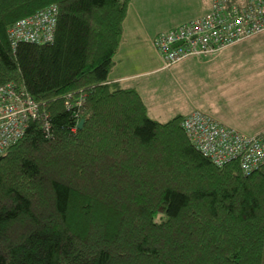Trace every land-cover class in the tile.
Returning <instances> with one entry per match:
<instances>
[{
	"label": "trees",
	"instance_id": "1",
	"mask_svg": "<svg viewBox=\"0 0 264 264\" xmlns=\"http://www.w3.org/2000/svg\"><path fill=\"white\" fill-rule=\"evenodd\" d=\"M130 1L0 0V84L47 120L0 155V264H264V161L215 165L108 79ZM49 4L52 41L12 48Z\"/></svg>",
	"mask_w": 264,
	"mask_h": 264
},
{
	"label": "built area",
	"instance_id": "2",
	"mask_svg": "<svg viewBox=\"0 0 264 264\" xmlns=\"http://www.w3.org/2000/svg\"><path fill=\"white\" fill-rule=\"evenodd\" d=\"M57 12V5L49 4L13 21L7 28L11 47L20 41L51 42ZM259 32H264V0H210L207 12L158 33L153 46L165 68L188 56L217 53ZM34 119L47 125L32 96L12 83L0 84V155ZM181 126L193 146L217 166L237 160L247 174L264 161V131L245 134L196 109L184 115Z\"/></svg>",
	"mask_w": 264,
	"mask_h": 264
},
{
	"label": "crops",
	"instance_id": "3",
	"mask_svg": "<svg viewBox=\"0 0 264 264\" xmlns=\"http://www.w3.org/2000/svg\"><path fill=\"white\" fill-rule=\"evenodd\" d=\"M144 1L145 5L144 3L141 5L139 2L137 3L138 8L133 5L132 0L129 3L122 25V39L114 55V61L109 71L108 79L117 83L120 87L135 88L146 107L147 115L154 120L163 122L175 115H186L196 109L208 113L219 122L234 127L245 134H255L264 131V95L262 94V98L258 103L253 97L252 100L247 99V96L241 99L243 91L239 89L240 83H242L240 78L245 72L221 67V65H224L221 62L224 58L225 61H230L229 56L232 55L233 57L240 53L238 48L242 47L243 44L238 43L241 41L236 44L234 43L235 45H229L217 53L209 54L215 60L210 59L213 60L214 63L211 64H214L215 68L208 74L209 82L205 85H194V91L190 94L192 99L193 97L195 98L194 101H190V103L182 106L176 105L177 107L169 111L168 115L171 116L165 120H159L149 114L147 105L150 103L151 106H154L155 104L152 101L154 98L149 96L147 103L144 102L141 90L135 83L139 81V78L150 76L153 72H160L162 71L161 69H164L161 68L162 65L158 61V53H156L153 46L155 35L163 32L161 30L165 28L169 27L170 29L183 21L204 14L208 11L210 0H207V7L204 5L201 6L200 12H197L196 15L183 19L176 24H174L175 22H170V18L172 17L171 13L157 9L154 0ZM147 5L148 8L145 7ZM146 12H148L149 16L145 14ZM142 16L143 18H147L146 21L142 20ZM198 57L206 58L209 56L201 55ZM192 60L197 59L192 58ZM200 62L204 63L201 58ZM185 63L188 64L187 61ZM236 69L238 68L236 67ZM203 74L204 79H207L206 68H204ZM257 78H259V74L254 75L247 82V85L252 84V89H255V79ZM253 92L255 93V91ZM237 94L241 95L239 101H235ZM163 109L164 107H158L154 113L157 114L158 110Z\"/></svg>",
	"mask_w": 264,
	"mask_h": 264
},
{
	"label": "rangeland",
	"instance_id": "4",
	"mask_svg": "<svg viewBox=\"0 0 264 264\" xmlns=\"http://www.w3.org/2000/svg\"><path fill=\"white\" fill-rule=\"evenodd\" d=\"M154 1L158 10L172 14L170 22H175L174 24L196 15L197 12H200V7L203 5L207 7L208 3L207 0ZM132 2L136 8H138V2L140 5L142 3L145 5L144 0H132ZM145 7L148 8V5ZM145 14L148 15V12ZM146 19L147 18H143L142 16L143 21H146ZM168 29L169 27L161 31H167ZM238 44H243L242 47L238 48L240 53L233 57L232 55L229 56L230 61H225L224 58L221 61L224 65H221V67L223 66L225 69L241 70V72H245V74H243L240 78L242 83H240L239 86V89L243 91L242 98L240 97V94H237V96H235V101H239L240 98L244 99L245 96H247V99L252 100L253 97V99L258 103L262 98V94L264 95V32L255 33L241 40ZM154 49L156 53H158L156 48ZM208 56L209 57H206L207 60H205V57L188 56L185 57L184 60L161 69L162 71L160 72H153L150 76L139 78V81L135 84L139 86L144 102L147 103L149 96L154 98L152 101L155 105L151 106L150 103L147 105L151 116H155V118L159 120H165L171 116L168 115L169 111H172L175 107H177L176 105L182 106L186 103H190V101H194L195 98L193 97L192 99L190 96V94L194 91V85H205L209 82L208 74L215 68L214 64H211L214 63V59L211 55ZM189 57L197 60H192V58ZM200 58L204 63L200 62ZM238 60L239 62H237ZM158 61L162 65L160 57ZM186 61L189 65L185 63ZM236 67L238 69H236ZM204 68L207 69V79H204ZM257 74H259V78L255 79L256 86L255 89H252L253 85H247V82ZM253 91H255V93ZM158 107H164V109L158 110L156 114L154 111Z\"/></svg>",
	"mask_w": 264,
	"mask_h": 264
},
{
	"label": "water",
	"instance_id": "5",
	"mask_svg": "<svg viewBox=\"0 0 264 264\" xmlns=\"http://www.w3.org/2000/svg\"><path fill=\"white\" fill-rule=\"evenodd\" d=\"M178 43L174 44V45H177ZM82 122H83V119H80L79 122H78V127H80L82 125Z\"/></svg>",
	"mask_w": 264,
	"mask_h": 264
}]
</instances>
